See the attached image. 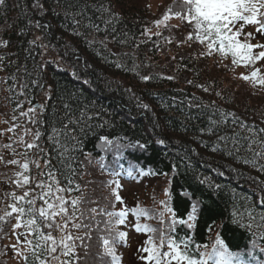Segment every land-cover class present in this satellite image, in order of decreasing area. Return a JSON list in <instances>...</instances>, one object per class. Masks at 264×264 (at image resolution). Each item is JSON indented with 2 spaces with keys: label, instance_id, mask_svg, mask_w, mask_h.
Returning <instances> with one entry per match:
<instances>
[{
  "label": "trees",
  "instance_id": "obj_1",
  "mask_svg": "<svg viewBox=\"0 0 264 264\" xmlns=\"http://www.w3.org/2000/svg\"><path fill=\"white\" fill-rule=\"evenodd\" d=\"M34 2L6 0V5L0 6V40L9 41L6 47L0 46L3 58L0 62V132L3 133L0 157L5 161H23L21 154L27 152L29 159L40 164L39 169L30 165L29 175L40 180L39 173L47 171L42 154L37 148L25 147L39 131L38 144L51 165L60 169L62 175L58 173L57 178L62 186H67V177L82 189L64 195L70 198L82 195L91 202L82 204V209L112 211L114 204L116 211L137 206L154 210L149 213L151 218L139 219L129 211L125 223L117 226V231L127 234L126 242L116 245L117 254L122 256L121 264L125 259L124 249L130 245L127 220L136 239L132 264H145L140 256L146 253L140 249L146 246L150 236L158 237L159 229L167 228L157 215L163 209L162 200L169 201L176 218L184 219L192 204L199 202L196 220L192 222L194 227L176 225L178 239L188 238L203 251L205 245L212 247L220 233L231 251L244 254L246 264H264V171H261L264 156H254L255 151L264 149L257 143L249 151V140L245 139L249 133L240 127L243 121L246 125L254 124L257 129L264 128V87L236 76L237 68H247L248 73L252 68L232 65L231 56L222 61L218 53L201 56L206 45L187 40L191 29L178 18L168 22L178 27L158 28L153 22L162 18L173 0H162L157 6L153 0H87L89 4L112 3L122 15L119 22H114L117 40L111 39V28L105 33L109 37L107 48L99 43L90 46L85 39L89 35H95L98 40L103 38L101 33L106 26L95 8H90L87 16L100 24L101 32L85 28L88 20L82 19L79 30L85 35L77 37L72 31L75 25L56 7L55 0H44L48 11L43 16L32 7ZM29 20H39L50 27L37 29ZM145 28L149 29L151 39L142 34ZM157 32L159 36L155 35ZM244 32H255V28L246 26ZM38 36L41 40L37 44L29 43ZM124 39L126 43L118 42ZM251 42L264 43V35L256 34ZM117 63L123 67H116ZM255 67L264 70V61L257 62ZM143 75L152 78L144 81ZM168 76L174 79L169 80ZM84 80L89 84H83ZM65 104L71 106L74 118L84 110L91 119L86 121L88 127L83 133H76L80 145L75 147L74 142H66L68 151L61 156L63 150L49 136L53 127L67 123ZM144 104L149 108L145 109ZM29 108L35 111L22 116L21 112ZM216 108L234 112L239 120L234 123L228 116L226 122L211 125L210 118L220 119ZM13 125H16L14 130L7 131ZM210 126L213 132L200 131ZM100 136H108L119 151L112 146L107 150L99 147ZM221 136L228 139L218 141ZM161 139L166 142L158 143ZM255 139L264 140V133H258ZM136 141L146 148L128 147ZM9 144L11 148L4 147ZM253 159L257 161L255 165L244 162ZM100 162L108 167L102 169ZM129 169L131 175H128ZM19 170L17 165L0 162V209L11 202L6 201V193L15 190L22 194L23 190L11 182ZM109 170L120 175H112ZM109 181H118L119 187ZM126 181L151 184L150 202L140 197L129 199L130 194L121 193L120 186ZM115 193L122 198V203L115 200ZM85 214L88 215L87 211ZM108 219L96 215L99 228L93 232V253L102 251L97 236L102 234L100 230L106 227L103 221ZM170 219V214L165 213L164 220ZM15 222L12 219L0 232V253H3L0 264L9 262L11 225ZM137 224L149 225L158 231H137Z\"/></svg>",
  "mask_w": 264,
  "mask_h": 264
},
{
  "label": "snow or ice",
  "instance_id": "obj_2",
  "mask_svg": "<svg viewBox=\"0 0 264 264\" xmlns=\"http://www.w3.org/2000/svg\"><path fill=\"white\" fill-rule=\"evenodd\" d=\"M55 4L57 8H61L64 16L75 25L72 31L77 37L85 35L79 30L82 19L88 20V23L84 25L85 28L101 32L100 24L95 23L91 17L87 16L90 8H95L100 12L101 22L106 28L101 33L102 39L98 40L95 35L85 37L90 46L99 43L107 48L109 37L105 33H107L108 28H111V39L117 40L115 35L117 30L114 27V22H119L122 15L115 10L114 4L109 3L106 5L103 2L89 4L87 0H55ZM5 5L6 0H0V6ZM32 7L37 9L41 16L48 11L44 7V0H35ZM52 10L55 11V9ZM173 17L178 18L181 22H187L191 29L187 34V40L206 45L205 50L200 53L201 56H211L218 53L221 61L231 56L232 65L252 68L248 74L241 73V79L250 80L254 85L264 87V70L255 67L257 62L264 61V43L251 42L256 34L264 35V0H173V5L167 8L162 18L155 20L153 23L157 26L163 25L165 28L178 27L169 25L168 21ZM29 24L37 29L50 27V25H42L39 20H29ZM246 26H253L255 32L245 33ZM142 34L151 39L149 29L145 28ZM123 35L126 36L127 34L124 33ZM155 35L159 36L160 33L157 32ZM242 36L243 39H241ZM40 40L41 37L38 36L29 43L35 45ZM118 42L126 43L127 40H119ZM168 42L171 43V40ZM183 42L186 41H181V43ZM8 43V40H0V46L6 47ZM40 46L49 47L44 44ZM64 55H67V53ZM2 60L3 58L0 57V62ZM88 67H91V65H88ZM116 67L120 68L123 65L117 63ZM131 70L135 71L134 68ZM151 78L149 75L141 76L144 81ZM12 79L14 80L15 77H12ZM167 79L172 80L174 77L168 76ZM83 84L87 85L89 81L84 80ZM204 91H208V89L204 88ZM217 95H220V93L218 92ZM64 107L67 123H62L59 128L53 127L52 135L49 136V140L63 150L60 153L61 156L68 151L66 142H74L75 147L80 145L81 142L76 133L77 131L83 133L85 128L88 127L86 121L91 119L84 110H81L80 115L74 118L71 114V106L65 104ZM143 107L148 109L149 105L144 104ZM34 111L35 109L29 108L27 112H21V115L29 116ZM216 113L220 116V119L210 118V124L213 126L226 122L228 116L233 118L234 123L239 120L234 112H225L220 108H216ZM15 127L16 125H13L7 131H13ZM100 127H103V125H100ZM240 127L246 128L249 133V137L245 138L249 140V151H253V146L257 143L264 149V140L257 141L255 139L258 133H264V128L257 129L254 124L246 125L243 121L240 122ZM200 131L211 133L213 127L200 129ZM40 136L41 133L37 131L32 142L27 143L25 147L27 149L37 148L42 154L47 171H42L39 174L46 179L35 180V178L30 177V165H34L36 169H39L40 164L38 160L29 159L27 152L21 154L24 157L23 161L17 159L5 161L3 157H0V162L19 167L20 170L15 173V179L11 182L23 190L22 194H17L15 190L5 194L6 201L11 202H6L3 209H0V232H3L4 226L11 223L12 219L16 221L11 225V228L12 235L15 236L17 243L10 246L16 252V255L23 260L24 264H90V261L92 264H97V262L99 264H121L122 256L117 254L116 245L126 242L127 234L117 231V226L125 223L129 211L139 219L141 216L151 218L149 213L154 210L137 206L130 210L125 208L116 211L114 210V204L112 205V211L104 208L82 209V204L91 202L86 201L82 195L71 198L64 195L66 192H80L82 189L80 185L74 184L67 177H65L67 186H62L61 181L57 178L60 169L51 165L47 155L43 154V149L38 144ZM62 139L64 143H62ZM217 139L222 142L228 138L221 136ZM233 140L235 141V137H233ZM99 142L98 146L104 150L112 146L119 151V147L114 145L108 136H100ZM165 142L163 139L158 141L160 144ZM4 147L11 148V145H5ZM128 147L146 148V145L136 141L134 144H129ZM13 152H15L14 149ZM231 154L230 151L229 155ZM254 156L262 157L264 151H255ZM244 162L253 165L257 163L255 159L245 160ZM100 166L102 169L108 167L103 162H100ZM69 169L75 173L70 165ZM109 171L112 175H120L114 170ZM261 171H264V165H261ZM60 174L62 175V173ZM131 174L132 170L129 169L128 175ZM140 174L144 173L141 171ZM201 182L203 183V181ZM109 183H115L117 188L119 187L118 181H109ZM30 184H34L35 187H28ZM165 193L166 195L169 194L167 189ZM115 200L123 202L118 193H115ZM37 201H40L39 206H37ZM160 203L163 205V209L157 215L161 224H167V228L159 229V236H150L145 242L146 246L140 249L141 252L146 253V255L140 256L145 264H246L243 259L244 254L239 251H231L221 238L220 233H217L212 247L209 249L205 245L203 251L200 250L199 245H192L188 238H177L175 234L177 224L186 225L189 229L194 227L192 222L196 220L199 202L192 204L187 219L176 218L173 209L169 207L168 200H162ZM86 211L88 215L85 214ZM165 213L170 214V220H164ZM96 215H103L109 219L103 221L106 227L101 229L102 234L97 236L102 251L93 253V232L99 228ZM232 222L239 225V221L236 219H233ZM17 229H23V231L18 232ZM136 230L151 233L158 231L149 225L141 226L140 224L136 225ZM5 235L7 234L5 233ZM21 236L24 237L23 241L20 240Z\"/></svg>",
  "mask_w": 264,
  "mask_h": 264
},
{
  "label": "rangeland",
  "instance_id": "obj_3",
  "mask_svg": "<svg viewBox=\"0 0 264 264\" xmlns=\"http://www.w3.org/2000/svg\"><path fill=\"white\" fill-rule=\"evenodd\" d=\"M162 0H153V4L154 6H157L159 3H161ZM168 22H175V19L174 18H171ZM158 28H161L163 27V25H160V26H157ZM248 69L247 68H244V67H240V68H237L236 70V76L240 79V80H243L240 78V74L241 73H244V74H248ZM250 82V80L248 81ZM247 93H249L248 91H246ZM2 126H4L5 124L4 123H1ZM1 134H3L2 132H0V139L2 138L1 137ZM131 177V176H130ZM132 178V177H131ZM41 179H43V177H41ZM138 183H136L135 181L131 182V183H128L127 181L122 183L121 186H120V192L121 193H125V194H130L128 196L129 199H137L138 197H140L142 200L146 201V202H150L151 200V197H150V193H152V190H153V187H151V184L150 185H136ZM148 184V183H147ZM128 209V207L126 208ZM126 228L129 229V237H128V245L125 249H124V254H125V259H124V263L123 264H132V260H131V253L134 251V247L133 245L135 244V241L136 239H134V231L133 229L131 228L130 224H129V221L127 220V223H126ZM17 231H21V229H17ZM11 241L9 243V246H8V253H7V258L9 260L8 264H21L22 262V259L19 258L17 255H16V252L12 249V247L10 245L12 244H16L17 241H16V238L15 236L12 235L11 233ZM24 237L21 236L20 237V240L23 241Z\"/></svg>",
  "mask_w": 264,
  "mask_h": 264
}]
</instances>
